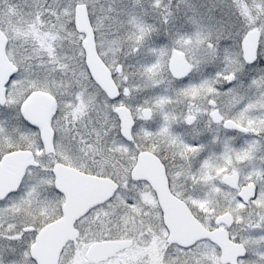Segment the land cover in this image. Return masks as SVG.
<instances>
[{
  "label": "snow or ice",
  "instance_id": "obj_1",
  "mask_svg": "<svg viewBox=\"0 0 264 264\" xmlns=\"http://www.w3.org/2000/svg\"><path fill=\"white\" fill-rule=\"evenodd\" d=\"M0 264H264V0H0Z\"/></svg>",
  "mask_w": 264,
  "mask_h": 264
}]
</instances>
